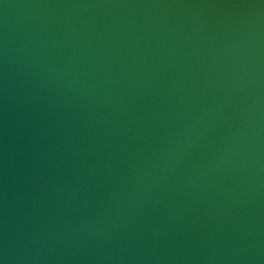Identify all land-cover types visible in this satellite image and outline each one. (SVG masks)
Here are the masks:
<instances>
[{
  "label": "water",
  "instance_id": "water-1",
  "mask_svg": "<svg viewBox=\"0 0 264 264\" xmlns=\"http://www.w3.org/2000/svg\"><path fill=\"white\" fill-rule=\"evenodd\" d=\"M0 264H264V0H0Z\"/></svg>",
  "mask_w": 264,
  "mask_h": 264
}]
</instances>
